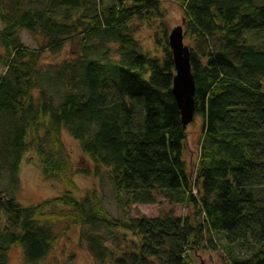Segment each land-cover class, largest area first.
<instances>
[{"label":"trees","instance_id":"trees-1","mask_svg":"<svg viewBox=\"0 0 264 264\" xmlns=\"http://www.w3.org/2000/svg\"><path fill=\"white\" fill-rule=\"evenodd\" d=\"M176 1L193 44L195 115L203 120L195 176L161 0H0V170L19 190L32 146L47 179L74 185L68 160H59L66 130L94 173L105 170L124 213L112 216L97 188L28 206L0 191V264H9L13 245L27 264H40L74 225L95 264H192L208 242L217 249V237L224 264H264V40L247 37L264 35V2ZM156 20L163 56L137 37L142 23ZM22 30L39 49L25 45ZM76 37L82 54L71 49L44 65L46 51L62 53ZM159 197L192 205L193 214L129 217L135 204Z\"/></svg>","mask_w":264,"mask_h":264},{"label":"rangeland","instance_id":"rangeland-1","mask_svg":"<svg viewBox=\"0 0 264 264\" xmlns=\"http://www.w3.org/2000/svg\"><path fill=\"white\" fill-rule=\"evenodd\" d=\"M263 3L264 0H257ZM162 8L166 14V22L168 25V33L177 25L183 24L186 27L185 12L182 6L176 0H161ZM12 10V4L8 7ZM2 27L0 21V28ZM161 31L160 21L156 20L152 23H142L137 33L144 49L152 54L163 56V48L157 46L155 34ZM186 31V28H185ZM22 41L31 49H39V40L32 36L28 31L20 32ZM247 37L252 43H260L264 40L263 36H257L254 32H248ZM78 37L74 41H68L62 53L54 54L46 51L41 58L44 65H49L67 58L70 55L71 49L77 54H82L83 50L78 47ZM185 43L191 47L192 41L185 33ZM1 53L4 50L1 49ZM47 68V66H44ZM6 68L0 65V75L5 74ZM264 89V84H263ZM50 95L55 93L56 87L48 86L46 88ZM37 93V92H36ZM56 105L60 103V99L56 98ZM202 116L195 115L194 120L188 125L187 149L184 151V156L190 166V171L195 176L196 165L199 158V148L202 134ZM41 128L45 129L44 125ZM44 134L45 131L43 130ZM49 140V139H48ZM44 143L45 150L54 151L49 146V141ZM62 141L64 149L61 150L59 160L67 161L69 164L68 175L74 181V185H67L59 179H47L43 174L42 161L37 152L29 146L28 152L25 154L20 169V189L15 190L9 179L10 173L8 170H0V191L3 195L14 196L16 200L24 205H38L41 202L54 199L57 196L71 191L76 197L82 198L87 194L89 189L97 188L104 198L106 210L116 217L124 215L123 210H120L116 200L113 187L108 179L105 170L96 175L94 173L95 165L90 157L83 151L81 144L66 130L62 133ZM55 210H60L61 206H52ZM165 213H174L177 216L187 217L193 214V206L189 204H171L164 197H159L156 203L150 204H135L129 217H138L146 215L148 217H157ZM54 229L60 231L61 224L54 226ZM81 227L71 226L65 236L55 245L52 251L40 264H95L93 258L88 253L86 246L80 243ZM216 248H213L210 242L208 247L202 248L197 255H193L192 264H224L223 254L220 249L224 247L225 242L217 237ZM9 264H27L24 258V253L20 245H13L9 249Z\"/></svg>","mask_w":264,"mask_h":264},{"label":"water","instance_id":"water-1","mask_svg":"<svg viewBox=\"0 0 264 264\" xmlns=\"http://www.w3.org/2000/svg\"><path fill=\"white\" fill-rule=\"evenodd\" d=\"M184 23L185 20L168 33V43L175 65L172 93L181 110L184 128H187L195 117L196 83L192 72L191 49L184 41Z\"/></svg>","mask_w":264,"mask_h":264}]
</instances>
